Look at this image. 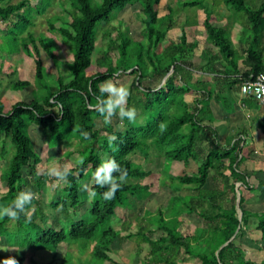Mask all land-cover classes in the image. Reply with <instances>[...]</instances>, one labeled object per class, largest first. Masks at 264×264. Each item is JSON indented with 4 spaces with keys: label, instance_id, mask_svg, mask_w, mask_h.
<instances>
[{
    "label": "trees",
    "instance_id": "16d2710c",
    "mask_svg": "<svg viewBox=\"0 0 264 264\" xmlns=\"http://www.w3.org/2000/svg\"><path fill=\"white\" fill-rule=\"evenodd\" d=\"M4 1L0 0V3ZM51 1L45 4L41 0L40 14L51 5ZM220 1L227 9L243 15L238 18L241 19L239 42L242 50L235 45L226 28L216 24L214 11L198 0L182 1L181 7L198 6L203 10L205 17L201 28L187 32L182 27L179 39L167 43L163 41L168 30L174 26L175 11L169 6L168 13L160 16L161 0H70L71 20L50 22L49 31L59 33L63 44L72 53L71 61L59 59L54 42L49 37H36L31 33L20 37L22 33L17 31L16 26L26 29L31 25V20L22 14L32 7L30 0L0 4V20L6 24L5 42H11V54L20 48L32 55L35 62V85L31 81H16L11 85L13 90H29L30 94L11 105L0 98L2 153H8L4 149L8 142L12 148L9 162L0 174L7 187L0 195V206L10 205L19 193L27 192L25 170H29V181L38 189L48 178L40 170L42 159L28 134L30 124L41 129L47 145L61 142L74 144V140L78 141L79 147L71 148L67 156L77 150L80 160L66 170L68 175L63 179L60 197L52 202V207L57 209L61 206L64 214L67 208L76 214L84 206L80 198V182L88 171L92 177L103 160L115 159L127 171L126 180L153 176L152 171L132 162L130 156L139 152L146 159L154 149L169 165H189L191 160L201 162L196 174L192 175H175L170 169L163 171V187H168L164 186L168 179L172 187L173 182H179L176 191L182 186H191L195 193L171 196L167 207L170 208V216L166 217L165 211L160 210L157 216L151 215V219L145 217L163 235L153 239L145 233L143 225L139 226L137 233L150 246L149 257L143 264H180L178 259L184 261L187 256L198 260V264H256L246 258L242 241L236 240L243 226L253 225L264 241V211L247 209V198L241 195L240 189L251 190L248 182L251 175L249 177L248 171H242L240 167L255 150L241 137V130L235 139L231 138L226 144L220 143L210 103L214 99L221 101L219 94L223 89H235L242 81L264 74V0L253 6L248 0ZM135 4L140 5L145 17L144 40L141 42L122 31L112 39L109 24H105L102 30L106 46L102 58L94 64L97 25L109 21L113 12H121ZM188 35L192 41L188 40ZM41 49L55 66L61 68L64 65L67 68L66 73L58 75L54 84L47 78ZM112 53H117L115 59L111 57ZM197 59L202 60L199 66ZM91 67L94 71L87 72ZM150 68L157 76H166L171 72L164 87L152 89L142 85L141 80L148 77ZM197 70L202 73L198 79L195 76ZM128 71L135 74V79L125 106L134 108L135 113L140 112L142 122L139 123L135 115L133 121L121 119L124 128L115 129L111 120L120 117L113 115L106 123L97 110L107 96L99 92L98 86L109 79L124 80ZM11 73L10 69L8 75ZM188 96H192V100L189 101ZM248 99L254 104L259 103L252 97ZM259 125L264 129L263 123ZM84 131L89 134L87 140L81 135ZM246 145L250 149L245 150ZM211 171L215 175H211ZM209 179L214 185L210 189L206 188ZM238 183L240 186L236 188ZM149 190L148 185L124 182L113 199L104 200L102 193L106 187L101 188L93 181L90 188L92 202L87 207V216L80 219L85 213L83 211L79 220H72L70 215L61 213L60 220L56 215L50 218V225L44 220L43 202L32 196L30 205L25 206L24 213L17 219L0 218V237H5L8 245L21 250L52 253V259L44 264H54L62 243L76 245L81 253L88 255L76 257L73 251L67 250L59 264H125L110 256L113 242L124 240L122 232L111 222L120 210L130 209L131 198L141 199ZM184 197L191 199V205L186 204L182 208L176 199ZM172 207L174 212H171ZM31 209L37 216L34 219L28 213ZM191 213L199 214L206 227H197L194 235L184 236L179 231L180 215ZM261 250L264 252V245ZM7 257L12 256H1L0 259ZM14 258L18 264L25 263L24 255ZM30 263L41 264L32 255Z\"/></svg>",
    "mask_w": 264,
    "mask_h": 264
},
{
    "label": "rangeland",
    "instance_id": "374dc122",
    "mask_svg": "<svg viewBox=\"0 0 264 264\" xmlns=\"http://www.w3.org/2000/svg\"><path fill=\"white\" fill-rule=\"evenodd\" d=\"M20 0H5L4 2L0 3L1 5H6L9 3H16ZM45 4H48L49 0H43ZM182 1L186 0H161L160 6H159V15L164 16L168 13V7H172L175 11L174 13V26L168 30L167 37L164 39L163 42H171V41H177L182 33V27L187 29V32L190 30H193L194 28H201V23L205 17L204 12L202 9H200L198 6L195 7H181ZM203 3V5L212 11H214L213 16L215 19V22L217 25H221L228 31L229 35L231 36V39L235 43V45L242 50V46L239 42V34L241 30V26L239 24L240 20L238 18H242V14L236 13L234 10H229L223 2L220 0H198ZM260 0H248V3L253 6L257 4ZM32 7L29 10H24L22 14L31 20L30 27L24 29L21 26L17 25L16 29L20 34V37L28 35V33H31L35 35L36 37H49L54 42V47L57 49L59 59L62 61H71L72 60V53L66 45L63 44L61 36L58 32H50L49 31V23L59 20H65L70 21V12H71V5L70 0H53L51 1V5L47 7V9L40 14L39 5L41 4V0H30ZM38 4V5H37ZM144 14L142 13V9L139 4L135 5H129L121 12L115 11L111 14L109 17V21H105L97 25L95 33L97 35V49L94 54V64L96 60H100L102 58L103 51L106 46L107 40L103 38V30L102 27L105 24H109L108 29L111 30L112 33V39L116 38V35L119 31L127 32L131 37L134 39H140L141 42L144 40V31H145V25L143 23ZM238 20V21H237ZM238 24V25H237ZM6 24L0 20V98L5 99L9 101V104L21 100L26 96L27 94H30L29 90L22 92V91H16L13 90L11 85L15 83L16 81H31L32 84L35 85L34 80V73H35V62L34 57L27 52H23L20 48L19 51L11 54V42L7 41L5 42V35H6ZM195 32V31H193ZM19 37V38H20ZM189 41H192V37L188 35ZM143 38V39H142ZM20 42V39H19ZM164 43V44H165ZM32 53L34 54V48L31 46ZM117 53H112L111 57L115 59ZM41 57L43 60V64L46 67L47 72V78L50 80L51 83L54 84L57 77L61 73H66L67 68L62 65L61 68L55 66L51 60V58L46 54V52L41 49ZM100 58V59H99ZM195 61V59H194ZM202 60L197 59L196 64L199 66L201 64ZM202 67L206 68L204 65ZM10 69L13 71V73L8 75V71ZM94 71V68L91 67L87 70V72ZM153 70L150 68L148 69V77L141 80V83L146 88H152V89H159L161 87L165 86V81L169 74L166 76H157L153 74ZM172 71V70H171ZM130 71H128L129 73ZM66 75V74H64ZM128 77H125L124 80H118V79H109L114 84L118 86H122L130 89V86L132 82L135 79V74H126ZM201 71L197 70V73L195 76L198 78H201ZM209 82V81H208ZM210 83V82H209ZM238 86V85H237ZM240 87V86H239ZM240 90L237 88L235 89H223L221 93L219 94L221 104L223 105L225 112L229 114L231 112L241 113L245 115L246 108L252 109L251 107H255V102L253 103H247V107L242 106V102L246 103L243 96L240 95ZM192 96H188L187 99L190 101L192 100ZM245 105V104H244ZM261 109V108H259ZM221 110L218 105V111ZM223 111V110H222ZM136 120L142 122V118L140 116V112H136ZM227 115V114H226ZM234 115V113H232ZM242 120V117L240 116L237 121L232 122H226L225 120L222 121V119L219 117V120H214L215 126L217 130H227L228 132L235 133L238 130V127L240 126L238 123ZM258 121V119H256ZM231 121V120H230ZM113 126L115 129H123L124 125L121 121V118H116L111 120ZM253 122L251 126H254V128L257 131H261V128L258 126V123L255 121H250V123ZM231 123H234L236 127L230 129ZM256 123V124H255ZM226 126H228L226 128ZM249 130V129H248ZM252 132V127L250 128ZM219 133V131H218ZM28 134L30 138L33 141L34 149L38 153V155L41 157V163H40V170L48 175L47 180L43 183L40 189L36 185H33L29 181V170H25V178L28 180L27 187H25L27 192H31L32 196H35L44 204L45 208V223L47 225L51 224V217L53 215L58 216V220H60L61 213L62 215H70L72 217V220H79L81 213L84 211L85 213L83 216H81L80 219L87 216L88 208L91 206L92 202V194L90 191V188L92 186L93 180L92 177H90V171L87 172L84 179L80 182L81 188H80V198L82 202L84 203V206L80 208L78 212L73 213L71 208H67V213L64 214L63 208L52 207V202L54 200L60 197L61 190L64 185V180L58 178L55 173L60 172L63 173V171H66L70 167H73L76 163L79 162L80 156L79 152L75 150L74 154L71 156H67V152L71 148H78L77 145L78 141L74 140V144L70 142H61L56 143L53 146H50L49 144L44 141L42 136L41 129L36 126L35 124H30L28 127ZM259 138H262V136L254 138V141H257ZM220 140H223L220 138ZM223 144V142H221ZM250 144V143H247ZM261 145V149H255V146L251 144V147L255 149L257 152H252L254 155L248 158L247 160H243L241 169L242 170H249L254 171L253 169L257 170L255 171V175L250 178L248 181L253 188L249 191L243 190V187H240L241 189V195L246 196L247 202H249V207L245 205L246 208H250V206L254 209H250L252 212H262L264 211V145ZM4 149H7L8 153L4 154L2 153V144L0 143V174L1 171L5 169L7 163L9 162V159L12 154V148L10 146V143L8 142ZM205 147V144H204ZM248 147L250 149V146L246 145L245 150H248ZM10 151V152H9ZM132 162L139 164L143 169L150 170L153 172V176L147 177L145 179H139V178H129L125 182L127 183H140L142 185H148L150 187L149 193L145 196H143L141 199L131 198V205L130 209L128 210H120L119 214L114 218V220L111 222L113 223L114 227L118 230H120L123 234L124 240L121 241H114L111 245L112 251L110 252V256L117 262H122L125 264H143L145 260L149 257V249L150 246L141 240V236L139 233H137L139 226L143 225L146 229L145 233L150 234V236L153 239H158L162 234V231L158 230L156 225L152 222L150 223L146 220L151 219V215L157 216L159 211H165V215L170 216V208L167 209L170 205V198L171 196H186L188 194L195 193L191 186H182L181 190H175V187L178 185V181L173 182V187L171 185L172 182H170L167 179V184L163 187L161 185V180L163 176V171H169L175 174V175H184V174H196L197 168L201 160L194 161L191 160L189 165H183L180 163H174L172 165H169V163L161 157L158 152L154 149L151 150V154L148 158L145 159L144 155H142L139 152H136L130 156ZM251 159V160H250ZM245 162V163H244ZM250 162V163H249ZM252 167V168H251ZM63 169V171H61ZM211 175H215L214 171H211ZM213 181L208 180V183L206 185V188L210 189L212 188ZM237 186H240L239 184ZM170 187V188H169ZM7 190L6 183L2 182L0 179V195H2ZM238 194H237V203H238ZM176 202L179 204V207L185 208L187 205H191V199L184 197V198H178L176 199ZM185 204V205H184ZM187 204V205H186ZM246 204V203H245ZM87 208V209H86ZM174 207L171 208V212H174ZM239 208V206H238ZM212 211V210H210ZM150 214H149V213ZM30 218L34 219L36 218V214L34 209H31L29 212ZM148 213V214H147ZM238 217L240 213V209L237 211ZM146 217V218H145ZM74 218V219H73ZM65 223L64 221H62ZM71 222V220H70ZM66 225V224H65ZM63 225V227H66ZM126 226V228H125ZM204 228L206 227V222L203 220L199 214H181L180 215V225H179V231L184 236H192L195 233L196 228ZM252 228L254 231H252ZM251 228V231L243 230V235L245 234L246 237H254L257 241L256 243L260 245V249L263 247L264 241H261L257 237V231L255 227L253 226ZM241 232L238 234V240H241L244 242V239L241 237ZM251 234V235H250ZM248 239H245L247 241ZM246 243V242H245ZM256 245V244H255ZM60 251L57 253L58 256L53 260L54 264H59V261L61 257L63 256V253L68 251H73L74 256L78 257H87L88 253L85 254V252H80V249L76 245H68L67 243H62L60 246ZM0 248L4 249L3 251H0V257L1 256H23L25 257V263L24 264H31L30 263V257L31 255L35 257L41 264H44L52 259V253L50 252H41V251H33L31 249H18L14 246H10L7 244L5 237H0ZM252 248V247H251ZM253 253V250H250ZM183 252V250H182ZM184 253V252H183ZM255 255H253V258L256 259V264H264L262 261L264 260V252L262 250H258L256 248L254 250ZM182 255V253H181ZM76 259V258H74ZM195 258L186 257V260L181 261L178 259V262L180 264H198Z\"/></svg>",
    "mask_w": 264,
    "mask_h": 264
},
{
    "label": "clouds",
    "instance_id": "9594fccd",
    "mask_svg": "<svg viewBox=\"0 0 264 264\" xmlns=\"http://www.w3.org/2000/svg\"><path fill=\"white\" fill-rule=\"evenodd\" d=\"M101 94H107L97 110L104 117L105 122H109L113 115L119 116L121 119L127 118L129 121L135 119V109L126 107L129 90L125 87L114 84L111 80H107L98 86ZM85 140L89 139L88 132L81 133ZM111 143V140L109 141ZM117 175L114 176L113 174ZM55 175L64 179L68 173L56 172ZM127 171L122 169L115 159L109 158L103 160L96 168L92 175V180L101 188L106 187V191L102 193L104 200H111L115 197L116 192L122 187L126 181ZM239 184V183H238ZM237 184V185H238ZM240 185V184H239ZM239 186H236L238 188ZM32 200L31 192L19 193L13 202L8 206H0V218L7 217L9 219H17L20 214L24 213L25 206L30 205ZM4 249L0 248V251ZM0 264H18L14 257L0 259Z\"/></svg>",
    "mask_w": 264,
    "mask_h": 264
},
{
    "label": "crops",
    "instance_id": "0c3cea01",
    "mask_svg": "<svg viewBox=\"0 0 264 264\" xmlns=\"http://www.w3.org/2000/svg\"><path fill=\"white\" fill-rule=\"evenodd\" d=\"M240 32H241V30H240ZM239 86H237V87L240 90ZM240 95H242V93H240ZM243 98L246 101V103L242 102V106L247 107V103H250V104L253 103V102H250V100L248 99L249 97L243 96ZM210 105H211L212 114H213V117L215 120H219V117H220L222 119V121L225 120L226 122L227 121L232 122V121H237V119H239L240 116L242 117V120H240L239 121L240 123H238L240 126L238 127V130L236 133H235V129H234V132H232V133L228 132V128H227L228 126H226L227 130H223L222 128H221V130H217V131H219L218 136H219L220 143L223 142L224 144H226L231 138L235 139L238 131L241 130L242 131L241 137L244 139V141H246V143H250V146H251V144H253L255 146V149H261L262 148L260 144L264 145V129L261 128L259 123L264 124V105L263 104L256 103V104H254L256 106V108L255 107H251L252 109L246 108L245 115L241 114V113H236V112H233L234 115H232V113H230L229 114L230 117H228V113L225 112L226 110L224 109L223 105L221 104V101L218 102L214 99L211 101ZM218 105H219V108L221 109L219 111H218ZM259 108H261V109H259ZM256 119H258V121ZM250 121H255L256 123H258V126L261 128V131H257L254 128V126H251L253 124V122L250 123ZM213 125L215 126V122H213ZM234 127H236V125H234V123H231L230 129H232ZM251 127H252V132L250 130ZM215 128H216V126H215ZM222 136H223L224 141L220 140V138H222ZM260 136H262V138H259L257 141H254V138L257 139V137H260ZM255 152H257V151H255ZM254 153L250 156L251 159H252V156L254 155ZM253 170L254 171L246 170V171H248L249 177H250V175H251V177H253L255 175V171H257L258 169L257 170L253 169ZM250 178H249V180H250ZM250 187H251V189L253 188V186H251V184H250ZM245 205L249 207V202L246 201ZM252 207L250 206V208H247V209L254 210ZM252 227H253V225L251 227L243 226L242 231L246 230L249 232V231H251ZM252 231H254L253 228H252ZM241 237L245 238L246 235L245 234L243 235V232H241ZM257 237L261 240V235L259 233L257 234ZM245 239H248V240L245 241ZM245 239H244V242L241 243V245L244 246V248H245L244 251H245L246 258L248 260L254 261V263H256L257 260L253 258V255H255V254H253L254 250L256 248H258V250H261L262 248L260 249L261 246L256 243L257 240L254 237H250V238L246 237ZM236 240H238V236L236 237ZM259 242H263V241L261 240ZM250 250H253V253Z\"/></svg>",
    "mask_w": 264,
    "mask_h": 264
},
{
    "label": "built area",
    "instance_id": "2783aa9c",
    "mask_svg": "<svg viewBox=\"0 0 264 264\" xmlns=\"http://www.w3.org/2000/svg\"><path fill=\"white\" fill-rule=\"evenodd\" d=\"M240 92L246 97H252L260 104L264 105V74H259L255 78L244 80L240 84Z\"/></svg>",
    "mask_w": 264,
    "mask_h": 264
},
{
    "label": "water",
    "instance_id": "95a60500",
    "mask_svg": "<svg viewBox=\"0 0 264 264\" xmlns=\"http://www.w3.org/2000/svg\"><path fill=\"white\" fill-rule=\"evenodd\" d=\"M233 237H234V236H233ZM233 237H232V238H233Z\"/></svg>",
    "mask_w": 264,
    "mask_h": 264
}]
</instances>
